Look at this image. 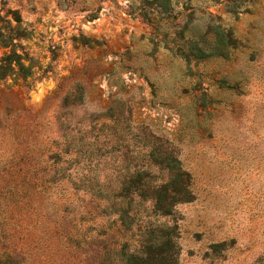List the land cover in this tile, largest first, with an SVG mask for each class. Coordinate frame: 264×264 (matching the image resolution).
<instances>
[{
	"label": "rangeland",
	"instance_id": "rangeland-1",
	"mask_svg": "<svg viewBox=\"0 0 264 264\" xmlns=\"http://www.w3.org/2000/svg\"><path fill=\"white\" fill-rule=\"evenodd\" d=\"M152 1L0 0L32 65L0 79V264H264V0Z\"/></svg>",
	"mask_w": 264,
	"mask_h": 264
},
{
	"label": "trees",
	"instance_id": "trees-1",
	"mask_svg": "<svg viewBox=\"0 0 264 264\" xmlns=\"http://www.w3.org/2000/svg\"><path fill=\"white\" fill-rule=\"evenodd\" d=\"M152 2L156 5L158 16H162V14L167 16L163 20H167V18L173 16L174 11L172 9V0H154ZM14 21L17 23L15 28H12L10 26L11 23L9 22V26L3 28L7 31L9 29V31L15 32L14 35H10V33L5 35L2 33V29H0V48L9 50V53L0 61L1 80L14 74L22 77L24 76V78H28L32 75V65L29 67L24 65V62L29 60L28 55L24 52L18 53V45L15 44V41L27 38L26 30L22 28V18L18 13H15ZM215 38V44L217 47L209 46L212 42H207L204 48L196 51V54L200 59H208L217 55H220L221 57L226 56L228 52V44L236 41L235 35L232 32L228 35L225 33H217ZM160 164L166 166L167 177L161 185L153 187L151 200L157 212L168 216L173 214L176 206L186 202H192L195 199V196L191 188V176L182 168L183 166L178 158L175 157L174 152L168 153V156L164 158ZM135 194L136 196H143L141 193L138 194L133 190L132 195ZM142 194L148 196L145 192ZM162 256H164V253H162Z\"/></svg>",
	"mask_w": 264,
	"mask_h": 264
}]
</instances>
